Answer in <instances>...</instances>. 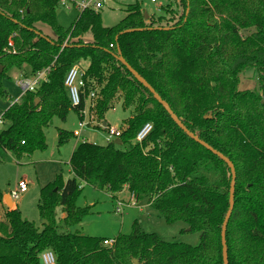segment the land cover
<instances>
[{
  "label": "trees",
  "instance_id": "1",
  "mask_svg": "<svg viewBox=\"0 0 264 264\" xmlns=\"http://www.w3.org/2000/svg\"><path fill=\"white\" fill-rule=\"evenodd\" d=\"M181 2L183 14L173 25L146 20L136 3L113 28L102 25L101 13L86 10L66 31L56 18L60 0H0V99H10L4 81L11 80L13 70L28 66L32 76L48 72L37 91H28L4 112L2 119L11 126L0 132V153L22 158L45 151V131L54 117L65 119L71 110L80 114L85 100L72 106L65 79L83 61L89 62L88 91L99 92L100 120L119 96L124 109H134L120 145L82 142L70 160L74 178L63 182L59 176L42 188L43 229L19 209L6 214L0 223V264H41L46 249L55 253L57 264H224L231 170L178 127L119 62V50L189 131L234 164L229 264H264V0ZM41 23L53 29L56 40L42 33ZM89 33L92 43L84 42ZM252 69L258 71L259 85L242 90L243 76ZM148 124L150 134L135 143ZM71 138L76 137L61 131L59 146ZM84 183L113 198L126 188L137 200L148 198L149 207L166 222H182L199 233L200 244L168 242L137 223L113 247L104 245L106 238L71 233L90 212L76 205ZM58 209L65 214L61 221Z\"/></svg>",
  "mask_w": 264,
  "mask_h": 264
},
{
  "label": "rangeland",
  "instance_id": "2",
  "mask_svg": "<svg viewBox=\"0 0 264 264\" xmlns=\"http://www.w3.org/2000/svg\"><path fill=\"white\" fill-rule=\"evenodd\" d=\"M74 1L79 3L90 0ZM136 3L140 4L142 11L148 14L149 18L151 17L163 25L175 24L183 14L181 0H157V2H152V0H118L108 3L101 10L102 25L105 28L117 26L128 15V7ZM163 9L170 12L165 13ZM81 13L72 4L65 7L59 3L56 10L57 22L64 30L68 31ZM159 17H164L162 22L157 21ZM37 26L49 39L56 40V34L49 25L41 23ZM87 36L89 41H93L91 33ZM84 42L88 43L85 37ZM25 73L31 75V72L25 70H22L20 74L24 75ZM20 74L17 73V75ZM11 78L10 81H6L5 87L13 99L0 103V118L6 108L22 94V90L16 86L17 76H11ZM258 82V71L249 70L243 76L241 89L247 90L258 87ZM91 105L93 106H90V111L88 110L85 119L88 127L83 130V139L71 138L63 146H59L61 131L74 134L80 129L81 116L75 110H71L65 119L58 116L54 117L51 125L46 129L47 150L37 151L32 155H24L22 158H17L10 152L0 153V203L5 202V196L9 197L16 190L18 183L25 180L29 185L28 191L14 203L17 209L21 211L23 218L34 223L38 228L43 229L44 226L39 210L42 188L54 183L59 176H62L63 182L73 179L70 160L75 149L84 141L100 146L108 145L106 129L110 126L124 129L126 120L132 117L134 113L133 108L124 109L123 99L120 96L114 101L113 108L106 113L104 120H100L97 115V102L94 101ZM10 126L11 123L4 120L0 124V132L7 130ZM125 191L127 193L123 191L124 194L121 192L118 198H113L107 191H98L84 183L82 191L77 197L76 205L82 209L89 208L90 212L83 222L73 227L70 232L115 240L120 235L132 234L134 225L137 223L145 232L156 233L168 242L184 243L191 246L200 244L199 233H191L190 228L185 223L171 224L166 222L148 206V198L136 200L133 205L124 208L123 214H118L116 212L118 201L125 202L126 205L131 203L132 194L128 190ZM4 208L6 207L4 206ZM62 217H64L63 212L58 209V220L61 221L65 218Z\"/></svg>",
  "mask_w": 264,
  "mask_h": 264
},
{
  "label": "built area",
  "instance_id": "3",
  "mask_svg": "<svg viewBox=\"0 0 264 264\" xmlns=\"http://www.w3.org/2000/svg\"><path fill=\"white\" fill-rule=\"evenodd\" d=\"M112 1H118V0H90V1H82V2H75L74 0H60V3L62 6H67L68 4H72L75 8H78L81 12H84L86 10H91L96 13H100L104 6H106L108 3ZM152 2H157V0H152ZM113 47V46H112ZM47 71L40 72L37 75L33 76L30 79H22L17 81V86L19 89L22 90V97L28 92H35L39 87L41 86L42 82L46 81L47 78ZM65 87L68 92V95L70 97L71 103L73 107H80L83 103V99L85 100V107L83 110L80 111L81 121L79 124L80 129L74 132V136L77 139H83V130L88 127V124L86 123V116L88 113V110L90 111V106L92 102L97 101L99 98V92L97 90L88 91L87 88V82L85 80V71L82 70L78 65L72 67L70 71L68 72L66 79H65ZM4 115V114H3ZM3 115L0 118V124L3 123ZM107 131V142L108 144L119 140V138L122 135V129L120 128H113L108 127L106 129ZM152 131V125L148 124L146 125L141 132L138 134L137 139L135 143L141 144L146 137L150 134ZM86 142V141H84ZM29 188L28 183L25 180H22L18 183V186L15 191H13L10 195L13 202L18 200L20 196L24 193H27ZM136 197L132 195L130 202L128 205L127 203L118 201L116 212L118 214L124 213V208L127 206H131L136 202ZM115 240H106L104 242V245L107 247H113L115 244ZM41 264H57V257L55 253L50 250L46 249L40 256Z\"/></svg>",
  "mask_w": 264,
  "mask_h": 264
},
{
  "label": "water",
  "instance_id": "4",
  "mask_svg": "<svg viewBox=\"0 0 264 264\" xmlns=\"http://www.w3.org/2000/svg\"><path fill=\"white\" fill-rule=\"evenodd\" d=\"M189 13V10H188ZM145 19H149V15L145 14ZM168 30V29H165ZM130 32V31H128ZM118 60L120 63H122L128 70L129 72L136 78V80L141 83L145 88H147L151 94L154 96V98L165 108V110L168 112V114L171 116L173 121L180 127L190 138H192L194 141L208 149L209 151L213 152L215 155L220 157L230 168L231 174H232V182H231V191H230V208L227 214V217L224 221L223 224V230H222V243H223V254H224V264H229V255H228V246H227V239H226V234H227V228L229 221L232 217L234 207H235V189H236V178H237V172L234 164L222 153L219 151L213 149L211 146H209L207 143H205L203 140L200 139L198 135L193 134L191 131L187 129V127L183 124L181 119L174 113L170 105L164 101L161 96L153 89V87L141 76L137 71H135L125 60V58L122 56V52L119 50V54L117 56ZM2 72V67L0 68V74ZM36 104H39V101H36ZM117 145L121 144L120 140L116 141ZM9 199V198H8ZM8 199H6L9 207H12V204L8 202ZM135 264H139L138 260L134 261Z\"/></svg>",
  "mask_w": 264,
  "mask_h": 264
},
{
  "label": "crops",
  "instance_id": "5",
  "mask_svg": "<svg viewBox=\"0 0 264 264\" xmlns=\"http://www.w3.org/2000/svg\"><path fill=\"white\" fill-rule=\"evenodd\" d=\"M90 34V33H89ZM89 34H87V35H89ZM85 36V40H87V42L88 43H92V41H89L87 38H88V36ZM82 70H84V71H86V69L89 67V62H87V61H83V62H81L79 65H78ZM23 70H25L26 72H31V70H30V68L28 67V66H25L24 67V69ZM21 71L22 70H13L11 73H10V75L13 77V76H17V78H18V80H22V79H30V78H32L33 76L32 75H27L26 73L23 75V74H20L21 73ZM17 73H19L20 75H17ZM10 76V77H11ZM12 79V78H11ZM17 80V81H18ZM17 81H16V86H17ZM6 83V81H4V84ZM18 87V86H17ZM19 88V87H18ZM22 99V94H21V96L19 97V98H17V100L16 101H13L12 102V104L10 105V106H8V108H6V110H8L14 103H20L21 102V99ZM12 97H10V101H12ZM20 99V100H19ZM2 102H5V101H3V100H1L0 99V103H2ZM77 149V148H76ZM75 149V150H76ZM125 190H128L127 188L125 189ZM124 190V193H127V191H125ZM123 192L121 193V194H124ZM118 195H120V194H118ZM116 196V198H118L119 196ZM9 198V199H8ZM5 199H8V202L9 203H11V204H14V205H12L13 207H9V205H8V203H7V201H3L2 203H0V223H2V222H5L6 221V214L9 212V211H12V210H15V209H17V206H16V204L12 201V199H11V197H10V195H9V197L6 195L5 196ZM6 207V208H4V206ZM149 206V205H148ZM63 215H64V217H65V214L63 213ZM64 217H62V218H64Z\"/></svg>",
  "mask_w": 264,
  "mask_h": 264
}]
</instances>
